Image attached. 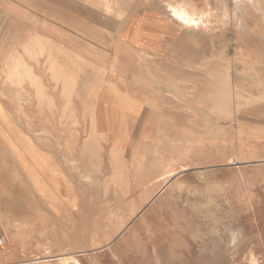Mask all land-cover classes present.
I'll return each mask as SVG.
<instances>
[{"label": "rangeland", "instance_id": "obj_1", "mask_svg": "<svg viewBox=\"0 0 264 264\" xmlns=\"http://www.w3.org/2000/svg\"><path fill=\"white\" fill-rule=\"evenodd\" d=\"M0 238V264H264V0H0Z\"/></svg>", "mask_w": 264, "mask_h": 264}, {"label": "bare ground", "instance_id": "obj_2", "mask_svg": "<svg viewBox=\"0 0 264 264\" xmlns=\"http://www.w3.org/2000/svg\"><path fill=\"white\" fill-rule=\"evenodd\" d=\"M167 8L169 11L170 18L175 19L177 22H179L183 28L198 27L199 24L203 22L202 12H191L189 9L179 4H167ZM219 101L220 97H217L213 104L217 105L218 103H220ZM117 201H119V198L116 197L115 202Z\"/></svg>", "mask_w": 264, "mask_h": 264}, {"label": "crops", "instance_id": "obj_3", "mask_svg": "<svg viewBox=\"0 0 264 264\" xmlns=\"http://www.w3.org/2000/svg\"><path fill=\"white\" fill-rule=\"evenodd\" d=\"M163 27H165V29L164 28H162L163 30H167L166 29V27L168 28V25L166 26L165 24H163ZM155 32L154 33H156L157 35L159 34H161L162 32H160V31H156V30H154ZM145 47H147V48H150V45H148V44H143Z\"/></svg>", "mask_w": 264, "mask_h": 264}, {"label": "built area", "instance_id": "obj_4", "mask_svg": "<svg viewBox=\"0 0 264 264\" xmlns=\"http://www.w3.org/2000/svg\"><path fill=\"white\" fill-rule=\"evenodd\" d=\"M3 239L2 238H0V249L2 248V246H3Z\"/></svg>", "mask_w": 264, "mask_h": 264}]
</instances>
